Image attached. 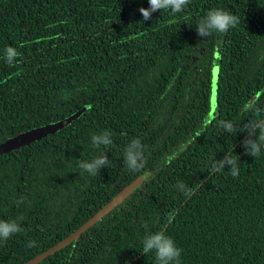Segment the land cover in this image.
I'll use <instances>...</instances> for the list:
<instances>
[{
  "label": "trees",
  "instance_id": "trees-1",
  "mask_svg": "<svg viewBox=\"0 0 264 264\" xmlns=\"http://www.w3.org/2000/svg\"><path fill=\"white\" fill-rule=\"evenodd\" d=\"M148 6L0 0V144L88 107L56 133L0 155V220L21 227L0 241V264L48 250L146 173L121 204L37 264H156L141 249L159 230L182 249L181 264H264V143L258 157L244 144L259 133L249 122L264 120V0H189L180 13L143 21L139 8ZM214 8L239 23L198 36ZM8 46L20 54L12 65ZM224 120L236 131H224ZM102 132L112 143L94 147ZM133 139L145 157L135 171L124 158ZM229 152L239 174L209 172ZM99 155L109 163L81 173L79 161Z\"/></svg>",
  "mask_w": 264,
  "mask_h": 264
},
{
  "label": "clouds",
  "instance_id": "clouds-1",
  "mask_svg": "<svg viewBox=\"0 0 264 264\" xmlns=\"http://www.w3.org/2000/svg\"><path fill=\"white\" fill-rule=\"evenodd\" d=\"M189 3V0H148V7H140L139 12L142 15V20H150L154 12H161L163 10H169L171 13H180L184 11L185 7ZM239 23V18L227 11L220 8L210 9L205 16L198 22L196 31L200 37H208L212 34H225L230 28L235 27ZM20 54L14 47L8 46L4 50V58L7 64L12 65L13 60ZM250 124L257 125L259 133H253L257 135V140L253 141L250 138L244 141L245 150L248 155L258 157L261 154L262 143H264V120L250 121ZM220 126L226 132H235L236 128L231 121H221ZM247 130V129H242ZM91 141L94 147L104 145L107 147L112 141L109 139L108 132H102L95 134L91 137ZM144 149L139 139H133L125 148L124 158L129 169L135 171L144 166ZM239 157H234L231 152L226 158L220 160H214L210 167L209 172H220L229 168L230 174L235 177L239 174L238 167ZM108 158L105 155H99L93 158L90 162L86 160H80L78 168L81 173L86 172L89 175H96L98 170L108 164ZM177 188L183 189L185 196H190L193 189L187 187L183 182H178ZM171 222V219H169ZM21 227L17 221H5L0 220V241H7L13 234L19 233ZM34 243V242H32ZM141 251L148 255L149 253L155 254L156 264H181V251L182 249L177 247L173 238L167 235L163 230L150 232L142 239Z\"/></svg>",
  "mask_w": 264,
  "mask_h": 264
},
{
  "label": "water",
  "instance_id": "water-1",
  "mask_svg": "<svg viewBox=\"0 0 264 264\" xmlns=\"http://www.w3.org/2000/svg\"><path fill=\"white\" fill-rule=\"evenodd\" d=\"M214 84L217 87L218 77H219V65L216 66L214 72ZM217 93V90L215 91ZM217 101V97H216ZM88 107H84L82 110L75 112L74 114L46 125H42L27 131H24L14 137H10L8 140L0 144V155L9 153L13 150L20 149L21 147L30 145L33 142L39 141L46 137L49 134L56 133L62 128L71 124L75 119H77L80 115H82ZM148 173L143 174L136 178L132 183L127 185L124 189H122L116 196L112 198L103 208H101L96 214H94L86 223H84L80 228L75 230L69 236L49 248L48 250L42 252L41 254L35 256L30 259L25 264H37L39 261L44 259L46 256L64 248L73 240L79 238L80 234L85 231L88 227L94 225L99 220H101L107 213L113 210L117 205L121 204L138 186L142 184L143 181L146 180Z\"/></svg>",
  "mask_w": 264,
  "mask_h": 264
},
{
  "label": "rangeland",
  "instance_id": "rangeland-1",
  "mask_svg": "<svg viewBox=\"0 0 264 264\" xmlns=\"http://www.w3.org/2000/svg\"><path fill=\"white\" fill-rule=\"evenodd\" d=\"M217 90V87L214 85L213 86V91H214V96H213V98H212V104H213V106H214V108H215V106H216V97H217V93H215V91Z\"/></svg>",
  "mask_w": 264,
  "mask_h": 264
}]
</instances>
